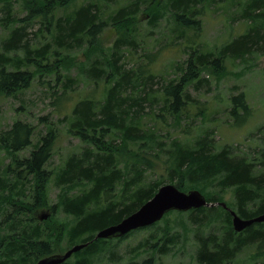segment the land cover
<instances>
[{"label": "trees", "instance_id": "16d2710c", "mask_svg": "<svg viewBox=\"0 0 264 264\" xmlns=\"http://www.w3.org/2000/svg\"><path fill=\"white\" fill-rule=\"evenodd\" d=\"M74 1L20 0L25 14L15 17L12 0H0V20L9 27L0 43V91L17 96L28 88L36 75L29 69L33 66L40 70L39 76L51 73L53 86L40 83L52 88L53 104L64 101V109L79 82L101 88L99 96H80L64 112L69 132L80 143L56 171L48 167L54 129L48 128L35 142L33 126L20 119L0 130V147L9 159L5 164L0 160V264H35L40 257L56 253L52 242L56 232L36 214L48 203L45 187L50 179L60 186L57 206L74 219L67 230V248L86 243L61 264H94L101 255H114L113 245L140 231L146 235L135 248L149 255L139 264H156L160 257L185 249L184 238L190 233L195 239L191 255L195 264H238V255L248 247L256 257L264 256V222L235 231L230 213L218 204L224 202L242 218L264 212V147L259 153L236 152L216 141L212 127L191 138L192 127L180 121L190 114L191 103L199 112L209 110L188 91L189 86L202 85L203 67L223 70L226 57L244 61L264 48V0H226L246 21L244 32L215 51L200 50L193 42L187 58L172 63L176 76L167 80L151 64L161 50L169 48L151 53V45L138 41L139 16L146 17L152 28L167 8L181 28L191 26L199 32L196 15H203L208 0H167L163 8L152 5L154 0H127L113 10L107 9L108 1L118 0L71 4ZM34 24L38 26L32 29ZM105 27H111L115 36L107 48L98 39ZM81 48L85 56L76 73L68 56L64 61L55 57L63 49L68 53ZM128 55L135 56L131 64ZM228 100L226 117L241 126L250 111L245 91ZM151 112L162 122L160 127L174 124L173 131L169 128L163 134L150 124L146 115ZM158 170L159 177L152 178ZM168 182L183 191L198 189L213 205L177 212L183 215L180 227L157 221L121 237H94ZM228 191L230 199L225 198Z\"/></svg>", "mask_w": 264, "mask_h": 264}, {"label": "rangeland", "instance_id": "374dc122", "mask_svg": "<svg viewBox=\"0 0 264 264\" xmlns=\"http://www.w3.org/2000/svg\"><path fill=\"white\" fill-rule=\"evenodd\" d=\"M18 1L20 0H12L11 12L13 16L17 15L15 17H22L25 12L23 6ZM88 1L75 0L71 4L79 5V3ZM99 1L102 2V0ZM121 1L127 0H118L119 3L116 4L108 1L109 6L106 8L113 10ZM166 1L154 0L152 5L163 8V4ZM206 5V7L202 8L203 15H196L201 22V30L199 32L191 26L190 28H181L179 26L180 23L173 20L167 8L164 11V16L159 18L157 25L152 28L147 25L146 17L142 18L139 16L141 23L138 41L141 44H146L147 42V44L151 45V53L164 46L169 48L168 50H161L151 64L152 70L162 75L165 80L176 76L172 63L177 60L180 62L186 59L187 53L191 49L190 45L193 42L198 43L200 50L215 51L225 45L226 41L244 32V28L247 26L246 21L238 17V9L234 3L226 2V0H208ZM71 8V6L68 7V9ZM37 26V24H34L32 29H35ZM179 31L180 35L178 34ZM8 33L9 27L5 26L0 20V43L6 38ZM113 35L112 28L105 27L98 37L99 43L107 48L115 38ZM81 50L82 48L67 53L63 49L55 57H59V59L61 58L64 61V55L68 56L69 63L73 64L71 65L72 72L76 73V65L82 64L85 56V53L81 52ZM138 54H140L139 51ZM127 58L126 61L129 60L131 64L135 56L128 55ZM29 69L34 72L32 74L36 75L28 88L23 89L17 96H7L0 91V130L9 126L15 119H20L33 126V141L35 142L41 134L47 132L48 128L54 129L56 137L53 145V156L49 160L48 167H55L56 171L63 162L64 157L68 153L77 150L80 143L79 138L69 132L64 112H68L71 103L80 96H99L101 88L99 86L94 88L93 84L85 83L80 79L81 82L75 85L70 92V98L67 97L64 111V101L59 103V105H54V97L51 94L52 88L47 89L40 83V81H48L53 86L54 81L51 73L44 74V72H41L42 75L39 76L38 72L40 70L34 68V66ZM201 72V77H203L202 85L197 89L189 86L188 91L192 97L200 102V106H207L209 110L199 112L196 105L191 103L189 105L190 114L181 116L180 121H183L182 125H190L192 127L191 138L195 137L200 129L212 127L216 141L219 144L226 143V145L232 147L236 152L259 153L264 147V48L253 52L244 61L226 57L223 70H214L211 66H205ZM155 86H158V84H155ZM241 90L245 91L250 111L245 123L241 126H235L233 123H230L231 119L226 117L230 107L228 98L230 95L236 94ZM155 110H157L155 113L160 112L157 107ZM152 113L154 112L146 115L150 124L153 123L154 127L158 128L163 134L169 128L170 131H173L171 127L175 126L174 124L160 127L162 126V122ZM172 135H175V133ZM25 154H28V152ZM6 156L7 152L0 147V160L4 164L9 160ZM160 173L161 171L158 170L155 175L151 174V177L158 178ZM60 192V186L55 185L53 179H50L45 187L48 203L46 206L36 210V214L38 216L42 215L43 220L47 222L46 226L49 227L50 231L56 232L57 236L52 241L56 252H63L67 248L69 244L67 230L69 225L74 221L70 215L65 214L57 206ZM225 198H231L229 191L226 192ZM218 204L220 203L218 202ZM52 206H55V208H52ZM177 212L181 211H173L163 215L159 221L161 224L171 222L173 225L180 227L183 225V215L179 214L178 216ZM145 235L146 231L136 232L116 245H113L115 240L110 241L109 243L113 245L112 248L115 250L114 255L107 253L101 255L95 260L94 264H139L143 257L149 255L144 250L140 249L137 251L135 248L139 239ZM192 236L193 234L190 233L184 238V242L186 243L185 249L181 248L180 252L176 251L173 255L160 257L156 264H195L191 259L194 248L193 242L195 240ZM252 252L251 247L244 249L238 255V264H264V256L260 255L256 257Z\"/></svg>", "mask_w": 264, "mask_h": 264}, {"label": "water", "instance_id": "95a60500", "mask_svg": "<svg viewBox=\"0 0 264 264\" xmlns=\"http://www.w3.org/2000/svg\"><path fill=\"white\" fill-rule=\"evenodd\" d=\"M231 215L232 227L235 231H241L254 222H264V212L251 218L240 217L224 202H219ZM205 196L198 189L183 191L173 183L161 184L154 194L143 202L135 211L123 217L120 221L107 225L95 233V238H117L131 230L141 228L159 221L169 211H187L201 206H211ZM42 218V215L40 216ZM86 243H76L63 252L52 253L40 257L35 264H61L72 253L84 247Z\"/></svg>", "mask_w": 264, "mask_h": 264}, {"label": "bare ground", "instance_id": "6f19581e", "mask_svg": "<svg viewBox=\"0 0 264 264\" xmlns=\"http://www.w3.org/2000/svg\"><path fill=\"white\" fill-rule=\"evenodd\" d=\"M56 4V3H55ZM54 4V5H55ZM135 7V6H134ZM61 9V8H60ZM61 11V10H60ZM60 15V14H59ZM254 19H255V17H254ZM230 54V53H229ZM215 70V69H214ZM211 71V70H210ZM209 72V71H208ZM209 74V73H208ZM213 75V74H212ZM102 96V95H101ZM102 98V97H101ZM87 101V100H86ZM99 101V100H98ZM81 103V102H80ZM188 105V104H187ZM65 110V109H64ZM164 136V135H163ZM168 146V145H167ZM172 148V147H171ZM244 247V246H243Z\"/></svg>", "mask_w": 264, "mask_h": 264}]
</instances>
